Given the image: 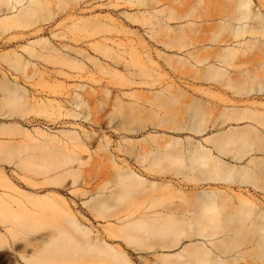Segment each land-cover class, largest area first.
I'll return each mask as SVG.
<instances>
[{
	"label": "rangeland",
	"instance_id": "rangeland-1",
	"mask_svg": "<svg viewBox=\"0 0 264 264\" xmlns=\"http://www.w3.org/2000/svg\"><path fill=\"white\" fill-rule=\"evenodd\" d=\"M155 7L165 12L154 20L169 11L187 15L170 20L172 28L159 29L129 17L141 12L124 0H46L45 18L27 27L0 24V126H5L0 129V217L22 229L17 236L38 237L35 244L44 232L57 233L46 246L51 252L77 250L60 232L68 229L64 217L52 200L41 198L63 199L82 226L104 235L109 225L121 223L107 213L97 215V209L123 191L119 175L131 167L149 193L122 201L126 210L139 205L126 220L144 216L148 202H153L152 217H190L195 212L187 208L205 190L216 193L221 224L213 243L196 237L172 248L154 238L128 243L125 231L104 239L126 252L131 264H176V253L199 240L224 264H264V236L250 230L256 213L264 222V165L257 161H264V0H250L247 7L241 0H161ZM208 62L218 68L205 70ZM17 93L23 94L21 106ZM76 94H82L83 105L69 101ZM248 109L259 117L247 118ZM246 127L262 137L249 135L257 137L259 150H251L255 143L248 141L237 159L215 146L220 136ZM74 134L86 150L73 146ZM170 139L178 142L170 145ZM197 144L227 164L249 167L225 182L182 171L167 159L156 163L182 151L188 160ZM144 150L148 153L139 160L137 153ZM69 157L76 159L67 162ZM239 196L252 200V215L246 216L251 204ZM134 235L146 236L144 230ZM16 242L0 250V264H27L22 242Z\"/></svg>",
	"mask_w": 264,
	"mask_h": 264
},
{
	"label": "bare ground",
	"instance_id": "bare-ground-1",
	"mask_svg": "<svg viewBox=\"0 0 264 264\" xmlns=\"http://www.w3.org/2000/svg\"><path fill=\"white\" fill-rule=\"evenodd\" d=\"M46 0H0V20L1 25H15L19 27H27L29 24L37 21L38 18H45L43 13L42 3ZM161 0H124L126 4L130 6H135L137 11L141 13H133L128 16L133 20L141 21L144 24H148L151 28L159 26V29L172 28L170 25V20H175L182 18L187 15L186 12H180L183 16H179V13L172 11L165 13V18L154 20L153 18L157 13L165 12L164 8H156L155 4ZM250 4V0H241V7H247ZM240 30V27H235V30ZM217 58H220V54ZM16 64H21V59L16 58ZM218 66L213 62H208L205 65V70H215ZM14 89L9 88V91L13 92ZM23 94L17 93L15 100L18 101V105H23L21 100ZM73 104L81 106L84 104L85 100L82 94H76L69 98ZM53 108L55 106H52ZM246 117L250 118L252 116L253 110H245ZM254 117H259V114H254ZM5 128V126H0V129ZM250 134H255L259 139L262 137L257 130L246 127L245 129H240L237 131H230L225 134V136H220L215 140L216 147L219 151L232 155L237 159L243 158V150L245 144L249 141H253L255 146L251 150H259L257 144V137L250 138ZM54 139V136H51ZM211 141L214 138L209 139ZM178 141L169 140V144L173 145ZM74 147H79L81 150H86V143L81 140L77 134L72 135V141ZM41 146L43 144L39 143ZM135 145V142H134ZM190 157L188 160L184 159V151L180 153V156L166 154L160 156L157 160V164H161L163 159H167L172 162L173 166L182 169V171H200L205 172V178L213 180H222L225 182H232L239 174H244L248 169L247 165L234 166L227 164L219 159H216L213 154L206 149L203 145L197 144L191 148ZM137 153V151H136ZM148 150H144L142 153L138 152L137 156L139 160L142 156H146ZM76 159L75 157H69L66 159L67 162ZM258 163L264 165V161L257 160ZM255 164V163H254ZM206 168V166H208ZM167 168V165L164 166ZM253 169V167H251ZM36 173H43L39 168L32 169ZM119 179L122 185H124L123 191L119 192L117 196H114V200L109 204L101 205L97 209L98 214L107 213L104 215L106 217H115L116 222H120L121 226L109 225L107 230L108 233L94 234L90 228L82 226L80 220L75 217L72 213L69 205L61 198L44 196L41 200H52L51 203L54 207H57L58 212L64 217L67 230L60 231L69 235L70 242L72 246L77 250H67L63 249L59 253L51 252L46 246L49 243H54L57 238V233L54 231L44 232L41 237L43 240L39 244H35L34 240L38 237L32 236H17L16 233H23L22 229L14 227V225L9 222L10 218L0 217V250L4 248H12V244H18L16 240L22 242L21 245V258L22 261L27 264H73L79 262L80 264L103 262L105 259L107 261L111 260L117 264H131L129 256L122 249L109 244L106 240L111 239L110 236H119L118 232L125 231L126 241L137 242L139 244L147 243V239H156L162 243L163 247L172 248L178 245L185 238L196 237L199 239H212L214 235L218 234L219 228L221 227L219 216V208L216 200V193L211 191H201L195 194L194 199L196 200L193 205L187 208V211L193 210L194 215L190 217L177 216V214H166L163 219L152 217L149 214V210L153 202L147 203L142 210L144 216L133 217L130 219H125L126 217H131L139 207L127 208L123 205L122 201H125L130 195L136 197V195H141L149 193L145 188V179L136 174V172L131 168L127 167L125 172H121ZM154 186V184L152 185ZM172 194L173 191H170ZM223 199H229L228 195L222 193ZM4 199L3 197H1ZM240 201L244 203H250L251 205L246 210V216H250L254 213V203L249 197L239 196ZM123 208V209H122ZM125 209V210H124ZM170 211L173 208L169 209ZM262 215L256 213V217L253 222V227L264 236V222L262 221ZM9 220H8V219ZM144 230L145 238L137 240V236L134 232ZM228 237H232V232L230 229H225ZM232 230L240 231L241 228H232ZM59 232V234H61ZM27 234V233H25ZM19 237V238H16ZM47 240V241H46ZM210 242L213 243V240ZM33 245L31 251H28V247ZM172 260L176 264H224L225 259H220V256L214 255L212 251L208 248L205 242L199 240L196 243L184 246V248L176 253Z\"/></svg>",
	"mask_w": 264,
	"mask_h": 264
}]
</instances>
